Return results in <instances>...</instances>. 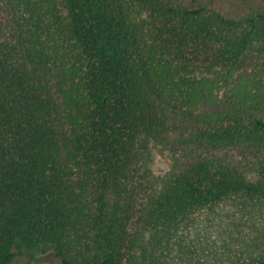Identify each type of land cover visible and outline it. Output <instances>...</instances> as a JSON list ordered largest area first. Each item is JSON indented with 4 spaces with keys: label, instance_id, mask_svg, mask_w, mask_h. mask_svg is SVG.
<instances>
[{
    "label": "trees",
    "instance_id": "trees-1",
    "mask_svg": "<svg viewBox=\"0 0 264 264\" xmlns=\"http://www.w3.org/2000/svg\"><path fill=\"white\" fill-rule=\"evenodd\" d=\"M151 143L181 155L163 175H140ZM19 256L264 264V0H0V264Z\"/></svg>",
    "mask_w": 264,
    "mask_h": 264
},
{
    "label": "rangeland",
    "instance_id": "rangeland-1",
    "mask_svg": "<svg viewBox=\"0 0 264 264\" xmlns=\"http://www.w3.org/2000/svg\"><path fill=\"white\" fill-rule=\"evenodd\" d=\"M206 74H202L204 76ZM216 81V78L212 75H206ZM232 87L223 82L217 84V93L219 97H222L226 92H228ZM181 155L171 151L160 144L151 143L142 153L139 161L140 175L150 172L154 175L165 174L175 159L179 158ZM26 259L19 256L14 264H23Z\"/></svg>",
    "mask_w": 264,
    "mask_h": 264
}]
</instances>
